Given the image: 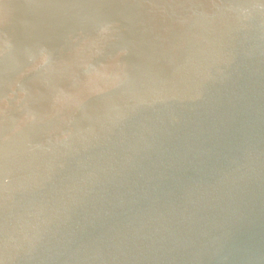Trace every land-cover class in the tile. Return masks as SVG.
Listing matches in <instances>:
<instances>
[{"label": "water", "instance_id": "95a60500", "mask_svg": "<svg viewBox=\"0 0 264 264\" xmlns=\"http://www.w3.org/2000/svg\"><path fill=\"white\" fill-rule=\"evenodd\" d=\"M0 264H264V0H0Z\"/></svg>", "mask_w": 264, "mask_h": 264}]
</instances>
